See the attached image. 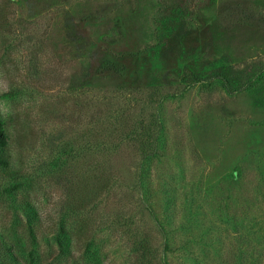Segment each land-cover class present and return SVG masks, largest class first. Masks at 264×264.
I'll list each match as a JSON object with an SVG mask.
<instances>
[{"label": "rangeland", "instance_id": "obj_1", "mask_svg": "<svg viewBox=\"0 0 264 264\" xmlns=\"http://www.w3.org/2000/svg\"><path fill=\"white\" fill-rule=\"evenodd\" d=\"M0 115L23 259L264 264V0H0Z\"/></svg>", "mask_w": 264, "mask_h": 264}, {"label": "trees", "instance_id": "obj_2", "mask_svg": "<svg viewBox=\"0 0 264 264\" xmlns=\"http://www.w3.org/2000/svg\"><path fill=\"white\" fill-rule=\"evenodd\" d=\"M177 26V25H176ZM175 25L174 27L177 28ZM11 119V118H10ZM19 119V117L15 118V122ZM9 119L2 118L0 115V174H9L12 175L14 173L11 162H10V146H11V137L8 131L9 128ZM6 196H12L14 200H16V193L15 191L10 188L6 190ZM26 204V205H25ZM24 208L31 207L30 201H25ZM20 223H12V228L17 227ZM9 226H4V231L6 230L8 233H13ZM62 236H59V245L61 249L67 248L69 241L71 238H67L65 229L63 228L60 232ZM63 237V238H62ZM20 245L16 240L11 241L7 240L6 237L3 235V230L0 228V264H18L26 262L25 264H32L33 258H30V261L26 258L23 259L22 256H25L23 251L20 250ZM32 255H29L31 257Z\"/></svg>", "mask_w": 264, "mask_h": 264}]
</instances>
